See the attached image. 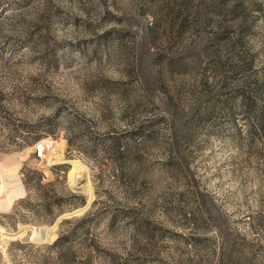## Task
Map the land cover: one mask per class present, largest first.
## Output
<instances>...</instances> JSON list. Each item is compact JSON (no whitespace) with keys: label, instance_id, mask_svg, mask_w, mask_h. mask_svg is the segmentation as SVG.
Segmentation results:
<instances>
[{"label":"rangeland","instance_id":"rangeland-1","mask_svg":"<svg viewBox=\"0 0 264 264\" xmlns=\"http://www.w3.org/2000/svg\"><path fill=\"white\" fill-rule=\"evenodd\" d=\"M263 125L264 0H0V264H264Z\"/></svg>","mask_w":264,"mask_h":264},{"label":"trees","instance_id":"trees-1","mask_svg":"<svg viewBox=\"0 0 264 264\" xmlns=\"http://www.w3.org/2000/svg\"><path fill=\"white\" fill-rule=\"evenodd\" d=\"M264 127V125L262 126ZM25 173V183L27 185H30L31 182H33V180L35 181V184L38 185V187H42L45 191V194H43V202L42 204L44 205L45 209H47V211L52 212V204H53V200L52 197L50 195V192L53 191V184L50 182H46V183H42L43 181V173L40 170H35V169H26ZM32 175V176H31ZM34 175V176H33ZM17 187V192L20 193L21 191H23V183H18ZM62 211V209L59 210V212ZM57 215V214H56ZM62 239V236H60L54 244L50 245V247H52L53 245H57L60 240ZM18 247H24V245H17Z\"/></svg>","mask_w":264,"mask_h":264},{"label":"bare ground","instance_id":"bare-ground-1","mask_svg":"<svg viewBox=\"0 0 264 264\" xmlns=\"http://www.w3.org/2000/svg\"><path fill=\"white\" fill-rule=\"evenodd\" d=\"M37 229H38V228H37ZM38 231H39V230H38ZM38 231H37V232H38ZM46 231H47V229H46ZM46 231H45V233H46ZM33 232H34V231H33ZM39 232H40V231H39ZM41 232H42V231H41ZM41 232H40V233H41ZM43 233H44V232H43ZM52 233H53V232H52ZM46 234H47V233H46ZM50 234H51V233H50Z\"/></svg>","mask_w":264,"mask_h":264}]
</instances>
